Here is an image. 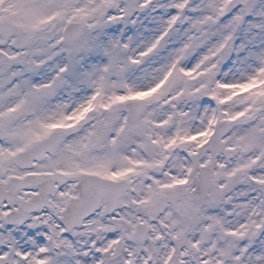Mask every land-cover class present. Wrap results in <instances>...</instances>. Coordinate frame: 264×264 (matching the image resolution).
Segmentation results:
<instances>
[{
  "label": "snow or ice",
  "instance_id": "obj_1",
  "mask_svg": "<svg viewBox=\"0 0 264 264\" xmlns=\"http://www.w3.org/2000/svg\"><path fill=\"white\" fill-rule=\"evenodd\" d=\"M0 264H264V0H0Z\"/></svg>",
  "mask_w": 264,
  "mask_h": 264
}]
</instances>
